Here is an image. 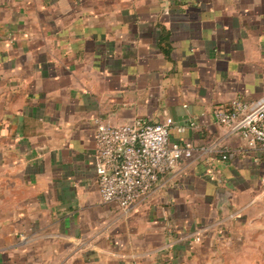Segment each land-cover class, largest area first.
<instances>
[{"label":"crops","instance_id":"0c3cea01","mask_svg":"<svg viewBox=\"0 0 264 264\" xmlns=\"http://www.w3.org/2000/svg\"><path fill=\"white\" fill-rule=\"evenodd\" d=\"M263 96L264 0H0V264H264V150L214 117ZM138 117L212 150L125 213L95 130Z\"/></svg>","mask_w":264,"mask_h":264},{"label":"built area","instance_id":"2783aa9c","mask_svg":"<svg viewBox=\"0 0 264 264\" xmlns=\"http://www.w3.org/2000/svg\"><path fill=\"white\" fill-rule=\"evenodd\" d=\"M214 117L219 124L242 132L250 146L264 150V96L254 102L235 99L215 109ZM189 127H195V123L177 124L171 117L157 123L141 117L118 125L98 122L96 170L102 200L127 213L182 159L212 150L172 138L173 129L182 133ZM216 150L223 160L235 155L232 150Z\"/></svg>","mask_w":264,"mask_h":264},{"label":"rangeland","instance_id":"374dc122","mask_svg":"<svg viewBox=\"0 0 264 264\" xmlns=\"http://www.w3.org/2000/svg\"><path fill=\"white\" fill-rule=\"evenodd\" d=\"M148 200H152V198H150ZM214 244L217 247L216 249H218V250H215L213 253V256L210 258H208V257L205 258L204 256L199 257L197 259L199 264H205L206 260L208 263L210 262V264H236L237 263V257L236 256L232 255L231 253L228 254V252H226L225 255L222 254L221 250L219 249L220 248V242H215ZM215 246H214V248H215Z\"/></svg>","mask_w":264,"mask_h":264},{"label":"water","instance_id":"95a60500","mask_svg":"<svg viewBox=\"0 0 264 264\" xmlns=\"http://www.w3.org/2000/svg\"><path fill=\"white\" fill-rule=\"evenodd\" d=\"M218 193H219V197L223 198L226 195V190L223 188H220Z\"/></svg>","mask_w":264,"mask_h":264}]
</instances>
